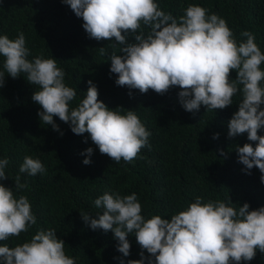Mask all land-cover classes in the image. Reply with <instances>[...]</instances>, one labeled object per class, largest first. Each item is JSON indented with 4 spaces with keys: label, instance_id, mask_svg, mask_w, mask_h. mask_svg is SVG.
<instances>
[{
    "label": "clouds",
    "instance_id": "obj_1",
    "mask_svg": "<svg viewBox=\"0 0 264 264\" xmlns=\"http://www.w3.org/2000/svg\"><path fill=\"white\" fill-rule=\"evenodd\" d=\"M78 18L90 39L114 41L123 55L113 52L110 73L116 74L115 83L121 87L138 89L146 94L150 89L163 95L173 87L180 89L178 96L183 108L195 114L201 106L207 112L232 105L239 93L242 99L228 123V137L247 133L253 143L237 144L239 163L245 171L258 168L264 174V53L255 42V36L244 31L246 40L238 42L226 20L199 5H189L184 15L176 18L165 12L156 0H63ZM145 28L148 29L147 33ZM138 33V34H137ZM129 36L135 42H129ZM105 55L106 47L99 48ZM23 32L10 39L0 35V56L4 58L0 70V88L6 76L21 75L35 85L32 100L41 106V122L59 131L54 117L70 125L76 135L89 134L102 155L114 162L131 163L141 149L151 147V133L134 110L121 114L99 100V91L88 81L86 96L77 107L70 103L77 90L66 86L65 72L57 66V59L42 55L29 60ZM238 74L231 79V72ZM131 95V92L129 93ZM63 134V133H61ZM219 138V133L214 134ZM87 143V138L84 141ZM94 149L89 147L82 155L85 165L91 163ZM225 155L224 150H220ZM7 158L0 159V181L7 180ZM39 159L25 156L20 173L36 176L45 172ZM264 182V175L260 177ZM28 187L15 179V189L0 183V241L19 237L37 223L31 204L25 195L15 192ZM102 209L98 218L81 212L90 227L112 231L118 240L117 250L130 255L129 234H134L142 251L141 259L127 264H241L255 258L257 250L264 253V207L250 210V204L234 207L232 201L203 202L197 197L186 210L170 219L153 215L146 219L136 193L121 196L105 192L94 201ZM144 250L149 256H145ZM0 264H76L65 253V242L57 237L55 229H40L29 242L10 247L0 245ZM121 264L124 261L121 260Z\"/></svg>",
    "mask_w": 264,
    "mask_h": 264
},
{
    "label": "trees",
    "instance_id": "obj_2",
    "mask_svg": "<svg viewBox=\"0 0 264 264\" xmlns=\"http://www.w3.org/2000/svg\"><path fill=\"white\" fill-rule=\"evenodd\" d=\"M160 8L179 18L189 5H199L226 20L238 42L249 31L264 53V0H156ZM148 29L145 28L147 33ZM23 32L29 60L37 56L57 59V66L65 72L66 86L77 90V97L70 103L75 108L86 96L88 81L99 91V100L111 110L121 114L134 110L151 133V147L141 149L131 163L114 162L102 155L89 134L76 135L70 125L54 117L59 131L41 122L38 113L41 106L32 100L35 85L26 76L13 79L6 76L5 86L0 88V159L7 158V180L4 186L15 189L19 175L21 183L28 187L15 192L28 197L37 223L27 233L0 241V245L15 247L29 242L40 230L55 229L57 237L65 242V253L76 264H127L141 259L140 245L135 235L129 234L130 255L125 257L117 250L118 240L112 231L93 230L82 219V213L98 218L102 209L94 201L105 192L121 196L136 193L142 206V215L170 219L186 210L197 197L203 202L231 199L234 207L250 204V210L264 207V182L258 168L245 171L239 163L237 144L253 143L247 133L228 137V123L238 111L237 94L233 104L225 109L208 111L201 106L195 114L186 111L180 103V89L173 87L163 95L149 90L142 94L138 89L118 86L116 74L110 73L108 57L115 52L123 55L120 45L113 41L90 39L78 18L63 0H0V35L15 39ZM138 34V33H137ZM129 42H135L129 36ZM106 47L105 55L99 48ZM4 58L0 56V70ZM264 70V64L261 65ZM238 76L235 70L231 79ZM131 92V95L129 93ZM264 108V105L261 106ZM63 133V134H61ZM219 138L214 139V134ZM259 135H264L261 129ZM87 138V143L85 139ZM94 149L91 163L85 150ZM223 149L225 155H221ZM25 156L39 159L46 171L36 176L20 173ZM145 256H149L144 250ZM148 264V261H145ZM241 264H264V253L257 250L255 258Z\"/></svg>",
    "mask_w": 264,
    "mask_h": 264
}]
</instances>
